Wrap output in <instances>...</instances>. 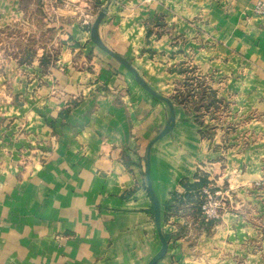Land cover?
<instances>
[{
  "label": "crops",
  "instance_id": "0c3cea01",
  "mask_svg": "<svg viewBox=\"0 0 264 264\" xmlns=\"http://www.w3.org/2000/svg\"><path fill=\"white\" fill-rule=\"evenodd\" d=\"M260 1L0 0V264H149L148 175L154 264H264ZM104 8L99 42L171 101L192 67L225 117L173 103L149 149L170 109L92 41ZM201 178L225 202L197 231L182 182Z\"/></svg>",
  "mask_w": 264,
  "mask_h": 264
},
{
  "label": "rangeland",
  "instance_id": "374dc122",
  "mask_svg": "<svg viewBox=\"0 0 264 264\" xmlns=\"http://www.w3.org/2000/svg\"><path fill=\"white\" fill-rule=\"evenodd\" d=\"M257 15H259V14H257ZM0 38L4 39V40L6 39V31H4V33L3 32L0 33ZM7 46L8 45L5 43H0V52H3L6 55L8 50H9ZM9 46L11 49L12 45H9ZM19 46H21V45L16 44V45H14V48L17 49V47L19 48ZM31 49L34 50L35 48H31ZM30 62H32V59ZM47 62H48V65L51 64L52 59H49ZM129 73L134 78L133 74L131 72H129ZM186 73H189V74L187 75L185 80L188 81L189 87L194 90L193 94H192L191 102L187 104L186 108L189 109L190 111L194 112L195 115L201 121H204L206 119H208V120L209 119L210 120H212V119L220 120L221 117L222 118L225 117L226 111L229 107V102L223 98H220L221 100H219L218 104H215L216 101H214V98L211 95L212 93L207 94L208 96H206L204 93L205 92L204 88L208 87V84H209L208 80L200 77L198 75V73H196V71L192 67H189L188 71ZM134 82L137 84V86L142 91H145L148 95L153 97L150 93H148L145 89H143L135 81V78H134ZM183 87H184V82L181 84V86L177 90H181ZM177 90H176V92H177ZM153 98H155V97H153ZM216 99L218 100V98H216ZM184 183L187 184L186 181ZM205 183L206 184L201 186L200 189H207V190L209 189L207 186L208 181L205 180ZM209 192H210L211 198H209L207 196V194H197L196 193L195 195L192 194V196L187 199V202L190 201L191 204H188L190 207H187V208H189V210H188V213H186V214L190 218V222H191L192 227L197 231L203 230L207 227H210L212 224L211 222L214 220H217L221 215V214H219L217 218H214V217L210 218L207 215H205L204 212L202 211V206L205 204V202L206 203L217 202V203H220V207H222L224 202H225V200L221 197V195L218 196V195L213 194L210 189H209ZM180 206L181 205H178L175 208L176 212L178 210H182V208ZM184 212H185V210H184ZM159 254L161 255L162 251H160Z\"/></svg>",
  "mask_w": 264,
  "mask_h": 264
},
{
  "label": "water",
  "instance_id": "95a60500",
  "mask_svg": "<svg viewBox=\"0 0 264 264\" xmlns=\"http://www.w3.org/2000/svg\"><path fill=\"white\" fill-rule=\"evenodd\" d=\"M106 13V9H102L101 12L99 13L93 27H92V30H91V39L92 41L95 43V45L101 49L102 51L106 52L107 54H109L111 57L117 59L129 72H131L135 78V81L143 88L145 89L148 93H150L153 97H155L156 99L158 100H161L163 102H165L168 106H169V109H170V119H171V122L169 124L168 127H166L165 129H163L150 143V146H149V149L151 147L152 144H154L157 140H159L160 138L164 137L166 134H168L171 129L173 128L174 126V123H175V114H174V106H173V102L165 97V96H162L160 94H158L157 92H155L151 87H149L141 78L140 76L138 75V73L133 69V67L126 61L124 60L122 57H120L119 55H117L116 53H114L113 51H111L110 49H108L106 46H104L101 42H99L95 36V30H96V27L99 23V21L101 20V18L103 17V15ZM149 149H148V152H147V158H148V154H149ZM148 190L151 194V197H152V200H153V203H154V213H155V223H156V227H157V231H158V234H159V237H160V240L162 242V254L163 252L166 250V247H167V243H166V240L164 238V236L162 235V232H161V228H160V211H159V206L157 204V202L155 201L153 195H152V188H151V183H150V179H149V175H148ZM161 254V255H162ZM160 254L156 255L150 262L149 264H154L155 262H157L160 257H161Z\"/></svg>",
  "mask_w": 264,
  "mask_h": 264
},
{
  "label": "trees",
  "instance_id": "16d2710c",
  "mask_svg": "<svg viewBox=\"0 0 264 264\" xmlns=\"http://www.w3.org/2000/svg\"><path fill=\"white\" fill-rule=\"evenodd\" d=\"M29 47L28 46H25V51L24 52H25L26 56H27V49H30L28 54H31L32 53L31 56L33 55L34 50L31 49V48H33V46L30 47V48ZM48 60H49V58H47V61ZM30 61H31V59L30 60L29 59L28 60H25V62H27V63H29ZM47 61H45V62L47 63ZM204 89H205V92H204L205 95L208 96L207 94L212 93L211 95L214 98V101H216L215 104H218L219 99L217 100L215 98L216 96H215L214 91L212 89H210L209 86L208 87H205ZM193 91L194 90L189 87L188 81L185 80L184 81V87L181 90H177V92L172 97V102L173 103H176L178 105H182V106H185L186 107L187 104L191 102V98H192ZM195 119H196V121L200 122V119L197 116H196ZM205 180L206 179L201 178V179L198 180V182H196V183H194L192 185H187L184 182H182V185L184 186V189H185V192H186L187 197H191L192 194L193 195L196 194L197 191L200 189V187L206 184L205 183Z\"/></svg>",
  "mask_w": 264,
  "mask_h": 264
},
{
  "label": "built area",
  "instance_id": "2783aa9c",
  "mask_svg": "<svg viewBox=\"0 0 264 264\" xmlns=\"http://www.w3.org/2000/svg\"><path fill=\"white\" fill-rule=\"evenodd\" d=\"M254 13L256 14H259V15H264V1H260L258 2L254 9H253ZM201 194H207V196L209 198H211L210 196V192H209V189H202L200 191ZM220 203H217V202H208L202 206V211L204 212L205 215H207L208 217L212 218H217L218 215L220 214Z\"/></svg>",
  "mask_w": 264,
  "mask_h": 264
}]
</instances>
